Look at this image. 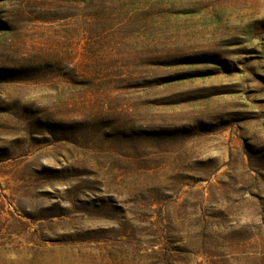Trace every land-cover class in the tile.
I'll return each mask as SVG.
<instances>
[{
  "label": "rangeland",
  "instance_id": "obj_1",
  "mask_svg": "<svg viewBox=\"0 0 264 264\" xmlns=\"http://www.w3.org/2000/svg\"><path fill=\"white\" fill-rule=\"evenodd\" d=\"M0 264H264V0H0Z\"/></svg>",
  "mask_w": 264,
  "mask_h": 264
}]
</instances>
